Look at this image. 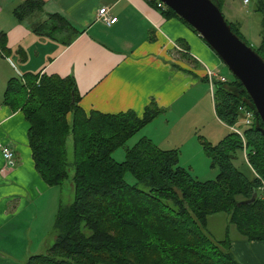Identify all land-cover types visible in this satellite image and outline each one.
I'll return each mask as SVG.
<instances>
[{
	"label": "trees",
	"instance_id": "obj_1",
	"mask_svg": "<svg viewBox=\"0 0 264 264\" xmlns=\"http://www.w3.org/2000/svg\"><path fill=\"white\" fill-rule=\"evenodd\" d=\"M147 1L157 8L156 0ZM213 1L221 8L223 0ZM253 2L262 16L256 52L264 59V0ZM42 5L41 0H26L21 7ZM160 10L197 33L173 10ZM213 97L217 117L228 126L241 128L240 108L253 111L233 75L214 81ZM79 100L72 76L25 75L6 83L2 101L23 112L34 168L49 187L61 186L68 178L66 142L68 137L72 141L73 201L58 205L53 244L23 264H239L230 239L215 240L206 229L208 216L220 212L228 214L247 240H264V197L259 190L264 184V136L254 115L252 123L241 128L244 141L231 130L216 144L202 142L217 174L199 180L179 165L177 149H162L145 136L126 146L124 160L113 158L117 148L160 113L155 101L138 115L133 110L86 112ZM243 150L251 177L234 164L237 151ZM127 173L133 183L126 180ZM254 191V200L241 203Z\"/></svg>",
	"mask_w": 264,
	"mask_h": 264
},
{
	"label": "crops",
	"instance_id": "obj_2",
	"mask_svg": "<svg viewBox=\"0 0 264 264\" xmlns=\"http://www.w3.org/2000/svg\"><path fill=\"white\" fill-rule=\"evenodd\" d=\"M25 1L0 0V142L14 150L10 162L0 152V264H23L47 249L53 222L41 228L39 214L61 203L34 168L23 112L2 101L10 78L72 76L86 112L141 115L155 101L160 113L139 132L162 149H177L179 165L190 172L202 142L216 144L231 131L217 117L204 77L206 68L223 74L220 62L179 19L165 18L147 0H41V8L22 11ZM102 7L114 23L96 19ZM229 239L239 264H264V240L237 230Z\"/></svg>",
	"mask_w": 264,
	"mask_h": 264
},
{
	"label": "water",
	"instance_id": "obj_3",
	"mask_svg": "<svg viewBox=\"0 0 264 264\" xmlns=\"http://www.w3.org/2000/svg\"><path fill=\"white\" fill-rule=\"evenodd\" d=\"M188 23L242 85L252 104L256 127L264 136V59L232 31L213 0H159ZM252 196L241 201L250 203Z\"/></svg>",
	"mask_w": 264,
	"mask_h": 264
},
{
	"label": "rangeland",
	"instance_id": "obj_4",
	"mask_svg": "<svg viewBox=\"0 0 264 264\" xmlns=\"http://www.w3.org/2000/svg\"><path fill=\"white\" fill-rule=\"evenodd\" d=\"M253 5H254L253 0L247 4L243 3V0H223L220 9L225 19L228 22L233 23L237 27L239 34L244 38V40L253 49L257 50L260 44L262 16H261V13L254 10ZM235 19L236 20L240 19L243 22V24L239 26L236 23ZM212 53L217 57L218 61L220 62L218 69L229 79L231 77L230 71L227 69V67L223 64V62L218 58V56L213 51ZM240 126L242 129L246 127L245 125H241V124ZM140 136H141V132L135 133L131 138L127 140V142L125 143V146H120L113 152L112 154L113 158L116 161L124 160L126 146H129V147L132 146L139 139ZM200 155L201 156L199 157L198 162L195 161L193 166L190 167L195 172V174L193 175L194 176L196 175L195 177L199 180L214 179L217 174V168L211 167L210 158L207 157V154L203 150H202V153H200ZM66 156H67L68 178L61 184V186H54L53 190H51V191L58 192V195L61 198V203L63 205L70 204L73 201V196H74L73 187L71 183V179L74 173L71 137L67 138ZM234 164L240 170H242L246 175L251 177V172L248 166L245 164L240 151H237L236 153ZM125 178L130 183L134 182V178L132 177L130 173H127L125 175ZM141 187L143 188L144 186L141 185ZM56 206H57V203L56 204L54 203V206L50 205V209L49 207L47 208V210L43 208V210L40 212L39 219L42 220V223H40L39 221L38 223L41 228H42V224L44 226L49 224V227L52 225L54 215L57 211ZM206 229L208 233L211 234V236L215 240H223L225 238H232V236L236 233L234 224L229 222V216L225 212H220V213L209 215L207 218ZM48 239H49L48 240L49 245L47 248H49L54 242L52 235ZM45 248L46 247H41L38 253H45L47 250Z\"/></svg>",
	"mask_w": 264,
	"mask_h": 264
},
{
	"label": "built area",
	"instance_id": "obj_5",
	"mask_svg": "<svg viewBox=\"0 0 264 264\" xmlns=\"http://www.w3.org/2000/svg\"><path fill=\"white\" fill-rule=\"evenodd\" d=\"M248 1L249 0H243V3H247ZM156 6L158 9L166 8V5L159 0H156ZM96 19L100 20L106 24L114 23L117 20V18L115 16H111L109 14L106 7H102L100 9H98ZM204 77L209 84L210 92L212 95H213V83H214V81H217V80L226 81L227 80V77L225 75L218 73V72H216L210 68H206ZM240 110H242V112H243L241 124L250 125L252 123L253 113L249 110H244V108H240ZM229 127L232 131L236 132L239 135V137L242 138V141H244V136L242 134V130L240 127H237V126H229ZM0 152H1L3 159L6 162H10L14 158V150L8 144L0 142ZM242 155H243L245 162H247V156H246L245 150H243ZM259 190H260L262 197H264V184L259 188Z\"/></svg>",
	"mask_w": 264,
	"mask_h": 264
}]
</instances>
